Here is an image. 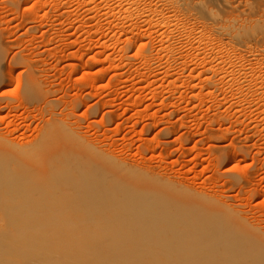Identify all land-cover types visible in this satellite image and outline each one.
Listing matches in <instances>:
<instances>
[{"label": "rangeland", "instance_id": "374dc122", "mask_svg": "<svg viewBox=\"0 0 264 264\" xmlns=\"http://www.w3.org/2000/svg\"><path fill=\"white\" fill-rule=\"evenodd\" d=\"M129 3L0 0V128L18 121L30 138L42 115L7 101H56L129 170L264 230V0ZM15 220L0 210V264L21 261Z\"/></svg>", "mask_w": 264, "mask_h": 264}, {"label": "bare ground", "instance_id": "6f19581e", "mask_svg": "<svg viewBox=\"0 0 264 264\" xmlns=\"http://www.w3.org/2000/svg\"><path fill=\"white\" fill-rule=\"evenodd\" d=\"M28 88L40 93L33 79ZM55 104H6L42 115L30 138L18 121L0 128V210L16 218L11 243L21 259L8 264H264L259 226L190 188L129 170Z\"/></svg>", "mask_w": 264, "mask_h": 264}]
</instances>
